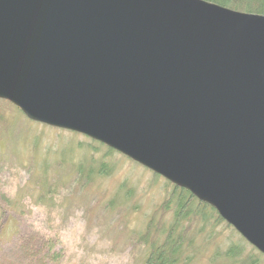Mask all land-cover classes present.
<instances>
[{
  "label": "water",
  "instance_id": "95a60500",
  "mask_svg": "<svg viewBox=\"0 0 264 264\" xmlns=\"http://www.w3.org/2000/svg\"><path fill=\"white\" fill-rule=\"evenodd\" d=\"M0 100L188 191L264 256V17L201 0H0Z\"/></svg>",
  "mask_w": 264,
  "mask_h": 264
},
{
  "label": "rangeland",
  "instance_id": "374dc122",
  "mask_svg": "<svg viewBox=\"0 0 264 264\" xmlns=\"http://www.w3.org/2000/svg\"><path fill=\"white\" fill-rule=\"evenodd\" d=\"M168 183L104 145L34 123L0 100V211L6 212L0 264H144L174 223V205L165 206ZM176 234L184 242L181 264H247L259 256L214 218L184 221ZM43 240L52 242L51 251ZM229 247L242 252L228 258Z\"/></svg>",
  "mask_w": 264,
  "mask_h": 264
},
{
  "label": "trees",
  "instance_id": "16d2710c",
  "mask_svg": "<svg viewBox=\"0 0 264 264\" xmlns=\"http://www.w3.org/2000/svg\"><path fill=\"white\" fill-rule=\"evenodd\" d=\"M206 3H210L221 8L247 14L264 17V0H201ZM3 101V100H1ZM94 142V141H93ZM97 143V142H96ZM101 145V144H100ZM107 148V147H106ZM109 152L113 150L107 148ZM115 152V151H114ZM169 184V183H168ZM172 184H170L171 186ZM171 192L165 202L166 208H169L168 204L174 205V223L170 227L165 240L162 244L153 246L149 254L147 255L144 264H181L183 256V239L181 235L176 234V230L180 224L184 221H202L215 219V222H224L217 214V212L205 203L198 201L188 191L180 188H176L172 185ZM5 211H0V233L2 231V218L5 216ZM242 241H244L242 239ZM245 242V241H244ZM42 247L47 246L48 250L52 249V242L44 240L40 242ZM254 249V248H253ZM252 251H256L255 249ZM240 251L237 247H229L226 256L228 258H234L235 255H240ZM46 259L56 261V256H49ZM37 255H32V258ZM31 258V255H30ZM31 258V259H32ZM38 258V257H37ZM36 258V260H37ZM35 262V261H34ZM39 264V263H34ZM247 264H264V256L259 253V256L249 257Z\"/></svg>",
  "mask_w": 264,
  "mask_h": 264
}]
</instances>
